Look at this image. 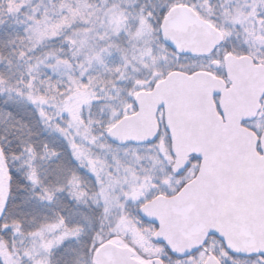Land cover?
I'll return each mask as SVG.
<instances>
[{"label":"snow or ice","instance_id":"obj_1","mask_svg":"<svg viewBox=\"0 0 264 264\" xmlns=\"http://www.w3.org/2000/svg\"><path fill=\"white\" fill-rule=\"evenodd\" d=\"M0 264H264V0H0Z\"/></svg>","mask_w":264,"mask_h":264}]
</instances>
